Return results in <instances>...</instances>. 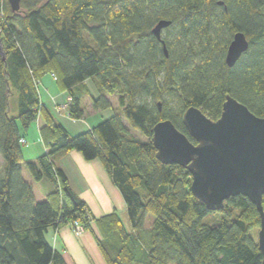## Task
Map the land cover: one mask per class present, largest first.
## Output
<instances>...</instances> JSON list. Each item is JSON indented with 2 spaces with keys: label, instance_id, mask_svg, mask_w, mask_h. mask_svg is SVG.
Masks as SVG:
<instances>
[{
  "label": "trees",
  "instance_id": "16d2710c",
  "mask_svg": "<svg viewBox=\"0 0 264 264\" xmlns=\"http://www.w3.org/2000/svg\"><path fill=\"white\" fill-rule=\"evenodd\" d=\"M161 19L171 20L162 30L167 52L152 31ZM236 31L249 48L229 66ZM0 40V264H68L48 230L75 221L93 230L94 220L107 264H263L252 233L261 223L256 205L237 195L209 210L191 190V173L160 161L152 138L167 119L189 135L183 115L191 106L217 120L227 94L264 117V0H21L16 12L0 0ZM47 74L71 98L73 119L85 116L86 97L113 115L71 134L40 97ZM39 117L47 151L29 160L21 140ZM71 150L102 162L130 228L116 211L95 218L72 189L57 163ZM22 164L32 179L51 183L44 199ZM217 212L220 222L203 221Z\"/></svg>",
  "mask_w": 264,
  "mask_h": 264
},
{
  "label": "water",
  "instance_id": "95a60500",
  "mask_svg": "<svg viewBox=\"0 0 264 264\" xmlns=\"http://www.w3.org/2000/svg\"><path fill=\"white\" fill-rule=\"evenodd\" d=\"M9 3L13 11L21 9V0ZM170 24L171 20L161 19L152 31L162 40V30ZM248 48L246 34L236 31L227 48L226 63L234 66ZM0 50L3 53L1 40ZM183 123L195 142L170 119L154 126L152 139L157 158L186 168L193 178V194L209 210H221L230 197H248L261 216L258 245L264 264V117L227 94L217 120L207 116L202 108L191 106L184 112Z\"/></svg>",
  "mask_w": 264,
  "mask_h": 264
},
{
  "label": "crops",
  "instance_id": "0c3cea01",
  "mask_svg": "<svg viewBox=\"0 0 264 264\" xmlns=\"http://www.w3.org/2000/svg\"><path fill=\"white\" fill-rule=\"evenodd\" d=\"M47 76L51 80L46 83L43 78L41 79V85H39L40 97L71 134L77 135L90 130L113 115L112 108L94 109L90 99L86 97L84 99L85 116L81 119H73L70 117L66 105L69 95L58 89L52 75L48 74ZM87 86L93 95L96 97L99 95L100 92L95 82L89 79L87 80ZM112 102L114 105L117 104L114 103V99H112ZM40 125H42V122L37 119L25 132V138L32 146L27 151V159L29 160H33L47 151L40 135ZM29 131L35 137L33 141L27 138ZM57 163L66 174L72 189L85 200L95 218H100L114 211L119 213L123 221L128 218L125 199L100 160L88 161L80 151L71 150L59 156ZM25 177L32 182L31 177ZM44 181L46 180L42 179L39 183H44ZM33 188L37 200L45 198V196L40 197L36 194L34 185ZM125 225L130 228V224ZM92 228L94 231L86 229L79 235L74 233L69 224L59 229L50 228L47 232V239L53 247L63 252L68 264H107L97 242L96 235L99 236L100 232L95 220L92 221Z\"/></svg>",
  "mask_w": 264,
  "mask_h": 264
},
{
  "label": "rangeland",
  "instance_id": "374dc122",
  "mask_svg": "<svg viewBox=\"0 0 264 264\" xmlns=\"http://www.w3.org/2000/svg\"><path fill=\"white\" fill-rule=\"evenodd\" d=\"M48 75V74H47ZM47 75H45L44 77H43V79H44V81L46 82V83H48V80H49V82H50V80L51 79H49L50 77L49 76H47ZM39 85H41V82L39 83ZM59 89V88H58ZM41 92H43L42 90H41ZM114 99V103H117V100L115 99V98H113ZM70 101H71V98L70 97H68V99H67V103H66V105H67V109H68V104L70 103ZM38 121H41L42 122V120H41V117H39L38 118ZM40 126H42V125H40ZM41 128V127H40ZM30 133L28 134V140H30V141H33L34 139H35V137L33 136V134L31 133V131H29ZM132 133L135 135V136H137L139 139H141V140H146V137L144 136V135H142L138 130H132ZM43 141V140H42ZM44 142V141H43ZM31 143H33V142H31ZM28 144V145H27ZM45 144V143H44ZM46 146V145H45ZM28 148L30 149V148H32V146H31V144H29L28 143V141L27 140H25V142H24V144H23V151H24V154H25V158L27 159V157H28V153H27V151H28ZM4 164H5V162H4V158L2 157V155L0 154V173H1V171H3V168H4ZM22 166H23V173H24V175L25 176H27V177H30V175H29V173H28V171H27V169H26V166H25V164H22ZM31 180H32V182H33V185L36 187V194L38 195V196H47V194L50 192V190H51V188H52V185H51V183L49 182V181H44V183H39V181H36V180H34V179H32L31 178ZM49 189V190H48ZM48 191V192H47ZM221 217H222V214L220 213V212H217V213H210V214H208L205 218H204V222L205 223H208V224H214V223H217V222H220L221 221ZM153 219H154V216L151 214V213H149L148 214V218H147V225H150V223L153 221ZM125 224H127V225H129V221H128V218H125ZM79 224H81V233L82 232H84L86 229H85V227L83 226V224L82 223H80V222H78ZM69 225H71V227H72V230L74 231V233L75 234H77V235H79V234H81V233H76V228H74V223H70ZM259 229H260V227L258 226V227H255V228H253V230H252V233L255 235V236H258V232H259ZM95 235H96V233H95ZM97 236V235H96ZM100 236V235H99Z\"/></svg>",
  "mask_w": 264,
  "mask_h": 264
},
{
  "label": "built area",
  "instance_id": "2783aa9c",
  "mask_svg": "<svg viewBox=\"0 0 264 264\" xmlns=\"http://www.w3.org/2000/svg\"><path fill=\"white\" fill-rule=\"evenodd\" d=\"M21 142L24 143L25 140L22 139ZM73 226H74V228H76L75 229L76 233H78V234L81 233V228L82 227H81V224L78 223V221H75Z\"/></svg>",
  "mask_w": 264,
  "mask_h": 264
}]
</instances>
